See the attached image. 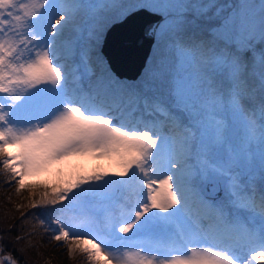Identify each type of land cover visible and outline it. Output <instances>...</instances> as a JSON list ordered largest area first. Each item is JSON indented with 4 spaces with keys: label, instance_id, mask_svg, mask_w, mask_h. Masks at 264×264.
I'll return each instance as SVG.
<instances>
[{
    "label": "snow or ice",
    "instance_id": "1",
    "mask_svg": "<svg viewBox=\"0 0 264 264\" xmlns=\"http://www.w3.org/2000/svg\"><path fill=\"white\" fill-rule=\"evenodd\" d=\"M85 7L0 0V163L17 192L73 159L117 169L45 186L29 205L44 210L38 227L88 264L264 262V0L120 5L176 38L178 68L136 83L100 56L103 19L86 25V47L67 35ZM226 116L244 129L239 144ZM0 264L17 260L0 248Z\"/></svg>",
    "mask_w": 264,
    "mask_h": 264
},
{
    "label": "trees",
    "instance_id": "2",
    "mask_svg": "<svg viewBox=\"0 0 264 264\" xmlns=\"http://www.w3.org/2000/svg\"><path fill=\"white\" fill-rule=\"evenodd\" d=\"M113 1L118 3H113ZM123 1H125L123 5L138 2V0ZM119 2L120 0H89L87 6L79 13L77 25L73 27L77 29L78 24L82 23L81 19L86 25L90 24L94 18L103 19L106 22L99 38L98 51L109 71L113 74L115 73L110 69V65L101 53L100 47L108 26L121 20L126 15L127 10L119 8L122 5ZM238 2L239 0H214V3L224 7L225 10L238 5ZM113 6L114 8H112ZM105 9L106 11L113 10V13L105 14ZM86 11H89V16ZM160 24H162V21ZM78 29L79 32L77 33L81 48L86 47L89 43L88 27L83 33L80 28ZM68 35L77 37V35L71 33ZM173 39L176 38L165 37L157 27L146 64L140 75L134 81L125 78L120 79L125 83H136L148 75H162L175 71L178 64L174 60ZM184 39L187 40L188 37H184ZM259 48L258 43L257 61L259 60ZM240 134L238 143L244 137V133L241 132ZM8 151L14 152L15 149L9 148ZM17 180H19V177L11 178L10 173L0 163V248H3L5 253H11L17 260V264H88L85 254H70L66 244L51 240L48 233L39 228L35 220L36 214L44 210L29 207L33 200L38 199V193L44 191L45 186L55 185L58 182L53 178L48 180L38 173L26 177L24 180L25 187L17 192L19 187ZM33 185H35V188L32 187ZM17 236L21 239L17 240Z\"/></svg>",
    "mask_w": 264,
    "mask_h": 264
},
{
    "label": "water",
    "instance_id": "3",
    "mask_svg": "<svg viewBox=\"0 0 264 264\" xmlns=\"http://www.w3.org/2000/svg\"><path fill=\"white\" fill-rule=\"evenodd\" d=\"M160 22L161 20L155 14L133 10L130 15L126 14L121 20L112 23L105 30L100 50L106 57L110 69L119 78L133 80L140 75ZM113 49H117L120 53L113 55ZM130 49L135 50L133 58L135 63L130 66L131 69H125L119 59L123 56L122 60L125 52ZM236 134L234 124L229 123L227 136L230 143L234 142Z\"/></svg>",
    "mask_w": 264,
    "mask_h": 264
},
{
    "label": "rangeland",
    "instance_id": "4",
    "mask_svg": "<svg viewBox=\"0 0 264 264\" xmlns=\"http://www.w3.org/2000/svg\"><path fill=\"white\" fill-rule=\"evenodd\" d=\"M80 2L87 6V4L89 3V0H80ZM125 1L123 0H120L119 3H121L122 5L124 4ZM241 2V0H239L238 4ZM113 3H118L116 1H113ZM249 3L253 4L256 6L257 10L259 8V4H260V0H249ZM119 5V4H118ZM114 8V6L112 7ZM105 14H112L113 13V10H110V11H106L105 9ZM86 14L89 16L90 13L89 11H86ZM81 22L82 23H79L78 24V28H80V30L82 31V33L84 31H86V23L83 22V19H81ZM73 32V33H72ZM74 34V35H77L78 36V33L76 31V29L74 28H71L68 30V34ZM75 44H78L79 47H81V44L79 42V38L78 40H75L74 41ZM137 77L135 79H133L132 81L136 80ZM225 120H226V123L227 125L229 123H233L234 124V128L237 132L236 134V137H235V140L233 143L231 144H239L237 141L240 137V133H244V129L243 127L232 121V118L230 116H226L225 117ZM242 140V139H241ZM97 170H106V171H109V172H114V171H117V169H115L114 167H112L110 165V162L107 161V160H96V159H91V158H80V159H73L71 161H68V162H65L63 164H56L54 166H52L50 169L46 170V171H42L40 172V174L43 175L44 178L50 180V179H54L56 182H61L63 179H66L78 172H84V173H87V174H92L93 172L97 171ZM259 179V178H257ZM257 264H264V262H257Z\"/></svg>",
    "mask_w": 264,
    "mask_h": 264
},
{
    "label": "bare ground",
    "instance_id": "5",
    "mask_svg": "<svg viewBox=\"0 0 264 264\" xmlns=\"http://www.w3.org/2000/svg\"><path fill=\"white\" fill-rule=\"evenodd\" d=\"M137 51V50H136ZM113 55H115V54H119L120 53V51L118 52V50L117 49H113ZM134 55H135V50H133V49H130V50H128V51H126L125 52V56H124V58L121 60V58L123 57H121L120 59H119V61L121 62V64H122V66L125 68V69H129L130 68V66L131 65H133L134 63H135V61L133 60V58H134ZM116 57V56H115ZM118 57V56H117ZM116 57V58H117ZM110 59H111V57H110ZM111 61H112V59H111ZM114 62V61H113ZM131 69V68H130ZM133 69V68H132Z\"/></svg>",
    "mask_w": 264,
    "mask_h": 264
}]
</instances>
